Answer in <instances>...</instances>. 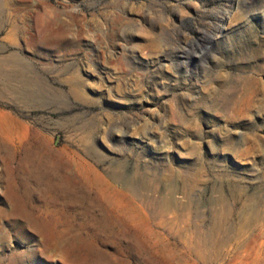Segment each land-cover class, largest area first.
<instances>
[{
    "label": "rangeland",
    "instance_id": "obj_1",
    "mask_svg": "<svg viewBox=\"0 0 264 264\" xmlns=\"http://www.w3.org/2000/svg\"><path fill=\"white\" fill-rule=\"evenodd\" d=\"M0 71V264H264V0H0Z\"/></svg>",
    "mask_w": 264,
    "mask_h": 264
},
{
    "label": "bare ground",
    "instance_id": "obj_2",
    "mask_svg": "<svg viewBox=\"0 0 264 264\" xmlns=\"http://www.w3.org/2000/svg\"><path fill=\"white\" fill-rule=\"evenodd\" d=\"M1 72V71H0ZM1 74V73H0ZM9 74H10V71H9ZM2 75V74H1ZM4 75V74H3ZM7 75V74H6ZM2 77V76H1ZM7 77V76H6ZM8 78V77H7ZM11 78V77H10ZM5 79V78H4ZM7 80V79H6ZM20 84H21V82H20ZM8 85V84H7ZM6 88V87H5ZM9 90V89H8ZM21 91H22V89H21ZM17 92V91H16ZM23 93V92H22ZM18 94V93H17ZM23 95V94H22ZM25 95V94H24ZM17 96V95H16ZM0 133H2L3 131V129L0 127ZM8 131V130H7ZM214 221H216L217 219H216V217L213 219ZM149 233V232H148ZM148 235V234H147ZM200 238V237H199ZM204 238V237H203ZM205 240H203L202 238H201V240H199L197 243H196V248L199 250V252H200V254H202V252H203V255L205 254V252L207 253V250H206V243L204 242ZM133 245V247L136 245H134V244H132ZM137 248V250L139 249V247L138 246H136ZM172 248V247H171ZM170 248V254H171V256H173L174 254H175V252H177V249H175L174 247L171 249ZM195 248V247H194ZM169 249V248H168ZM195 251H196V249H195ZM198 252V251H197ZM197 252H196V254H197ZM191 254V253H190ZM199 255V254H198ZM170 256V257H171ZM202 257V256H201ZM172 258V257H171ZM203 258V257H202ZM171 264V263H170Z\"/></svg>",
    "mask_w": 264,
    "mask_h": 264
}]
</instances>
